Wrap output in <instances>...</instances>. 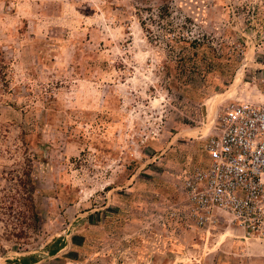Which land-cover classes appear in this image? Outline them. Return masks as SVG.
<instances>
[{
	"label": "rangeland",
	"instance_id": "1",
	"mask_svg": "<svg viewBox=\"0 0 264 264\" xmlns=\"http://www.w3.org/2000/svg\"><path fill=\"white\" fill-rule=\"evenodd\" d=\"M164 5L205 75L166 72ZM263 86L264 0H0V264H264V240L177 213L217 116ZM26 163L35 228L10 212Z\"/></svg>",
	"mask_w": 264,
	"mask_h": 264
},
{
	"label": "built area",
	"instance_id": "2",
	"mask_svg": "<svg viewBox=\"0 0 264 264\" xmlns=\"http://www.w3.org/2000/svg\"><path fill=\"white\" fill-rule=\"evenodd\" d=\"M207 161L183 170L180 219L211 229H238L264 240V86L256 99L228 103L205 142Z\"/></svg>",
	"mask_w": 264,
	"mask_h": 264
},
{
	"label": "trees",
	"instance_id": "3",
	"mask_svg": "<svg viewBox=\"0 0 264 264\" xmlns=\"http://www.w3.org/2000/svg\"><path fill=\"white\" fill-rule=\"evenodd\" d=\"M158 20L153 17L150 18L151 22H156L160 26L161 36L164 44L168 47V53L165 56L163 66L166 68V72L169 73L170 64L174 65V73L178 78H182L183 73L192 72L193 74L205 75L209 72V45L203 42L201 39H186L182 33H180L181 25L172 23L170 20L169 6L164 5L159 8L157 13ZM178 48V50H177ZM199 53L201 56H199ZM211 64V63H210ZM186 78L183 82H186ZM32 165L26 163L19 171L18 195L21 197V202L18 206L16 204L10 206V212H15L23 220L25 217H29L30 224L35 228L38 223V214L35 211V205L33 202V192L35 191V184L32 180ZM14 207L16 209L14 210ZM28 213L27 215H25ZM25 221H22L17 226L18 232L12 233L17 237L25 234L24 227ZM22 226V227H21ZM59 250V247L50 250L51 254H55ZM19 261L23 264H30L27 258H21ZM34 260L33 262H35Z\"/></svg>",
	"mask_w": 264,
	"mask_h": 264
}]
</instances>
